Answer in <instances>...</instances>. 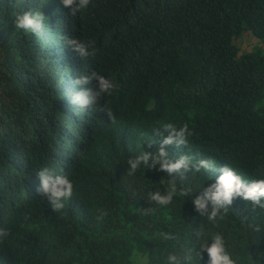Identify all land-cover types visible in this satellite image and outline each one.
<instances>
[{
    "label": "trees",
    "instance_id": "obj_1",
    "mask_svg": "<svg viewBox=\"0 0 264 264\" xmlns=\"http://www.w3.org/2000/svg\"><path fill=\"white\" fill-rule=\"evenodd\" d=\"M4 8L0 6V130L8 128L0 133V164L35 129L43 130L47 115L63 122L72 116L71 110H58L32 90L26 98L10 77L14 66L8 50L15 54L16 49L5 34L16 29ZM176 11L182 13L174 15ZM79 15L80 37L101 57V66L110 72L107 77L115 78L121 70L136 73L115 78L117 89L102 98L105 109L134 123L155 119L178 127L187 124L193 133L189 140L200 144L212 142L216 133L224 144L221 153L249 173L264 174V0H89ZM108 19L123 25L101 22ZM31 54L27 51V57ZM153 100L163 101L160 110L150 107ZM143 128H91L75 161L115 167L114 176L105 179L106 194L96 198L76 189L86 214L80 221L67 210L54 211L47 199L15 210L8 218L13 227L0 240L23 245L26 262L0 245L2 259L7 264H163L169 253L194 240L199 228L222 231L240 254L247 240L253 259L264 258V239L254 242L255 227L264 228V209L233 202L218 222L194 211L192 199L209 184L203 173L177 183L178 189H191V197H174L167 206L148 200V193L163 192L170 178L156 169L129 176L128 157L116 139L122 131L138 134ZM117 169L121 177L115 175ZM158 232L177 238H147ZM31 247L41 260L31 254Z\"/></svg>",
    "mask_w": 264,
    "mask_h": 264
},
{
    "label": "clouds",
    "instance_id": "obj_2",
    "mask_svg": "<svg viewBox=\"0 0 264 264\" xmlns=\"http://www.w3.org/2000/svg\"><path fill=\"white\" fill-rule=\"evenodd\" d=\"M88 3L89 0H0L9 25L16 29L13 34H5L16 49L15 54L8 50V59L14 66L10 77L19 82L26 98L28 90L31 95L34 92L48 97L58 110L72 111L71 119L65 122L53 114L47 115L46 122L40 123L43 130L35 129L32 136L4 156L0 164V238L12 229L13 222L8 218L15 210L47 199L54 211L67 210L80 221L86 214L81 199L75 195L76 189L90 191L96 198L106 194L103 185L107 176H114L115 167L102 162L88 167L83 161H75L81 157L95 125L119 129L127 125L144 127L138 134L122 131L116 139L128 157L129 176H135L141 169H156L170 178L163 192L148 193V200L156 205L167 206L174 197H191V189H178L177 183L186 184L190 175L203 173L209 184L191 201L201 217L221 221L233 202L264 209V174L249 173L221 153L219 147L224 144L216 133L212 142L205 140L200 144L189 140L193 133L187 124L178 127L167 120L155 119L134 123L104 108L102 98L112 95L118 87L115 78L136 73L121 70L115 78L107 77L110 72L106 73V66H101V57L80 37L79 13ZM180 13L176 11L174 15ZM184 13L190 14V10L184 9ZM104 21L123 25L112 19L101 22ZM29 50L32 54L27 57ZM162 106L163 101L158 100L150 104L157 110ZM78 112L83 114L82 118ZM37 122H42L41 118ZM7 128L2 127L0 133ZM115 175L120 176L118 169ZM108 222L115 226L114 221ZM254 231L257 233L254 242L260 243L264 228L257 226ZM193 237L191 242L185 241L181 251L169 253L163 264H205V254L206 264H264V258L254 260L248 253L247 240L241 245L243 254H240L222 231L199 228ZM147 238L168 241L177 237L172 232H158ZM0 245L25 261L26 248L17 240H0ZM30 252L41 260L35 247ZM0 264H7L1 252Z\"/></svg>",
    "mask_w": 264,
    "mask_h": 264
},
{
    "label": "bare ground",
    "instance_id": "obj_3",
    "mask_svg": "<svg viewBox=\"0 0 264 264\" xmlns=\"http://www.w3.org/2000/svg\"><path fill=\"white\" fill-rule=\"evenodd\" d=\"M17 167V166H16Z\"/></svg>",
    "mask_w": 264,
    "mask_h": 264
}]
</instances>
